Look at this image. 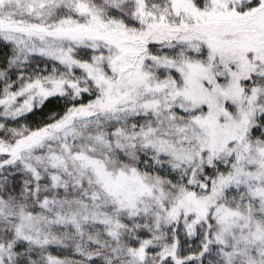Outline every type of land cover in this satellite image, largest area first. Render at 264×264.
Returning <instances> with one entry per match:
<instances>
[{
    "label": "snow or ice",
    "instance_id": "snow-or-ice-1",
    "mask_svg": "<svg viewBox=\"0 0 264 264\" xmlns=\"http://www.w3.org/2000/svg\"><path fill=\"white\" fill-rule=\"evenodd\" d=\"M0 264H264V0H0Z\"/></svg>",
    "mask_w": 264,
    "mask_h": 264
}]
</instances>
